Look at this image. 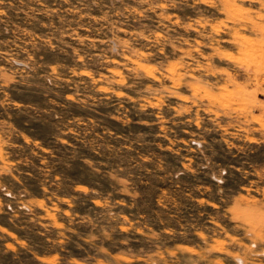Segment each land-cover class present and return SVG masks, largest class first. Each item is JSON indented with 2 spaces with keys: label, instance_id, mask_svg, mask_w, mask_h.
Segmentation results:
<instances>
[{
  "label": "rangeland",
  "instance_id": "rangeland-1",
  "mask_svg": "<svg viewBox=\"0 0 264 264\" xmlns=\"http://www.w3.org/2000/svg\"><path fill=\"white\" fill-rule=\"evenodd\" d=\"M0 264H264V0H0Z\"/></svg>",
  "mask_w": 264,
  "mask_h": 264
}]
</instances>
